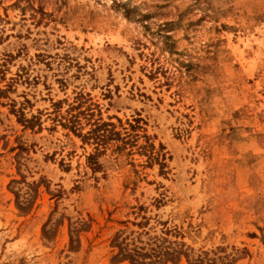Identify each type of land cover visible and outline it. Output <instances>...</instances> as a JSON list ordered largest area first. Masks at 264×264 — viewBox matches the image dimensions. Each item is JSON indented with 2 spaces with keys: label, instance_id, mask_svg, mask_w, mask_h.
<instances>
[{
  "label": "rangeland",
  "instance_id": "1",
  "mask_svg": "<svg viewBox=\"0 0 264 264\" xmlns=\"http://www.w3.org/2000/svg\"><path fill=\"white\" fill-rule=\"evenodd\" d=\"M135 247L264 264V0H0V264Z\"/></svg>",
  "mask_w": 264,
  "mask_h": 264
},
{
  "label": "trees",
  "instance_id": "2",
  "mask_svg": "<svg viewBox=\"0 0 264 264\" xmlns=\"http://www.w3.org/2000/svg\"><path fill=\"white\" fill-rule=\"evenodd\" d=\"M68 122H69V125H65V126L70 128L75 133L80 131L78 127L79 123H77V121H74L73 119H71ZM137 123L139 122L137 121ZM131 127L135 128L136 126L131 125ZM79 134H80V137H82V139L85 142L93 141L97 146L96 150L98 151V153H101L102 149H105L109 144H112L113 142L118 143L117 150L119 151L126 149L128 145H131L133 143L131 133L127 132L126 136L122 137V134L116 131V126L114 124L105 123V122H102V120L96 121L95 123H93L91 131L88 132L86 135H82V133H79ZM95 158H96V155H92L90 157L91 161H94ZM136 248L137 247H135V249H132V251H128V248L121 249L120 254L122 255V258L130 260L132 264H161L162 263L163 261L162 257L157 256V255H160V253H157V251L154 249L152 250L156 253V257L159 258L158 260L154 262L152 261L149 263L141 261L139 257L141 256L145 257L147 255L146 254L143 255L141 252L137 251Z\"/></svg>",
  "mask_w": 264,
  "mask_h": 264
}]
</instances>
